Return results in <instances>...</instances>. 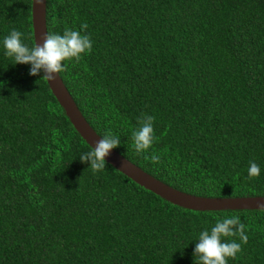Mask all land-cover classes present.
I'll return each mask as SVG.
<instances>
[{"label":"trees","instance_id":"obj_1","mask_svg":"<svg viewBox=\"0 0 264 264\" xmlns=\"http://www.w3.org/2000/svg\"><path fill=\"white\" fill-rule=\"evenodd\" d=\"M46 25L90 36L59 74L119 153L189 193L264 195V0H46ZM13 29L34 46L31 0H0V264H202L199 234L234 215L248 242L222 237L241 244L228 264H264V209L184 208L81 162L92 148L42 69L5 54ZM146 115L154 140L138 153Z\"/></svg>","mask_w":264,"mask_h":264},{"label":"clouds","instance_id":"obj_2","mask_svg":"<svg viewBox=\"0 0 264 264\" xmlns=\"http://www.w3.org/2000/svg\"><path fill=\"white\" fill-rule=\"evenodd\" d=\"M81 29H87L86 23L81 24ZM23 33L13 29L11 33L4 38V47L6 55L14 57L16 63L30 64V75H37L41 69L44 71L43 77L49 81L55 80V74L63 71V61L77 58L81 54L90 52L93 42L87 34H81V31L65 29L62 35L46 33L43 37V43H36L29 48L22 43ZM140 119V127L132 133V139L136 151H146L153 144L154 116H143ZM120 144V139L113 136L109 131L104 138L98 140L94 147L88 152L80 155L81 162L90 160V167L93 172L105 169V157L110 154V150ZM153 163L159 161L160 157L153 154L151 157L145 156ZM249 178L260 175V167L255 162H250L248 169ZM239 235L240 240L246 244L248 236L245 234V224L241 222L238 215L225 217L223 220H217L210 231L204 230L199 234L198 243L194 248V256H198L202 264H228V257L234 258L240 252L241 244L235 242H222V237H231Z\"/></svg>","mask_w":264,"mask_h":264},{"label":"water","instance_id":"obj_3","mask_svg":"<svg viewBox=\"0 0 264 264\" xmlns=\"http://www.w3.org/2000/svg\"><path fill=\"white\" fill-rule=\"evenodd\" d=\"M31 22L34 45L36 43L42 44L43 37L47 33L46 0H31ZM55 76L56 79L52 81L45 78L48 87L63 108L74 129L91 148L94 147L102 137L86 120L60 74H55ZM105 161L147 190L184 208L193 210L264 209V195L218 197L197 195L180 190L151 175L114 148L105 157Z\"/></svg>","mask_w":264,"mask_h":264}]
</instances>
